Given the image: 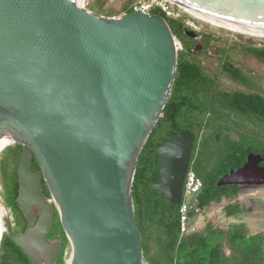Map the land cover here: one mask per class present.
Listing matches in <instances>:
<instances>
[{"label":"water","instance_id":"95a60500","mask_svg":"<svg viewBox=\"0 0 264 264\" xmlns=\"http://www.w3.org/2000/svg\"><path fill=\"white\" fill-rule=\"evenodd\" d=\"M172 1L264 32V0ZM82 4L0 0V142L22 144L18 203L27 221L13 240L32 264H56L64 246L60 235L50 239L57 209L72 246L68 264H144L131 191L175 79L174 33L159 15L103 16ZM193 141L184 131L157 147L163 181L153 188L173 204L182 202ZM256 162L250 156L219 185L244 180Z\"/></svg>","mask_w":264,"mask_h":264},{"label":"flooded vegetation","instance_id":"af4514ba","mask_svg":"<svg viewBox=\"0 0 264 264\" xmlns=\"http://www.w3.org/2000/svg\"><path fill=\"white\" fill-rule=\"evenodd\" d=\"M179 14L173 27L181 31L177 37L183 49L177 52L175 79L137 166L153 187V181H163L157 147L173 133L194 135L189 168L196 169L202 188L190 204V231L185 236L201 243L209 235L217 238L222 229L228 233L241 229V237L257 240L264 264V37L223 34L203 27L194 15ZM186 103L198 105L191 123L177 118L173 108L168 112V105ZM250 156L257 162L244 180L219 185L222 177L244 168ZM32 169L42 172L36 157ZM43 182L46 192L45 177ZM204 200L209 203L204 205ZM220 217L226 222L221 223ZM58 235L61 242L59 233L50 239L56 242ZM225 249L231 253L230 247ZM60 257L56 264H61Z\"/></svg>","mask_w":264,"mask_h":264},{"label":"trees","instance_id":"16d2710c","mask_svg":"<svg viewBox=\"0 0 264 264\" xmlns=\"http://www.w3.org/2000/svg\"><path fill=\"white\" fill-rule=\"evenodd\" d=\"M132 12L134 9L131 0H127L121 14ZM152 14L166 19L174 35L177 36L181 32L173 27L179 21L181 16L179 12L165 13L153 10ZM171 108L174 109L177 118L187 123L193 122L198 113V105L195 103L168 105V112ZM180 130L178 129L177 132ZM147 143L148 139L144 147ZM21 152L20 144L8 146L0 160L1 170L8 178L5 204L11 209L14 217L12 233L8 230L1 240L0 264H32L15 243L12 235L21 234L27 228V221L18 203L20 183L17 177V165ZM143 178L142 168L139 165L136 168L131 193L136 221L142 234L144 260L147 264H262L260 245H255L257 240L254 238L241 237L239 234L241 229H234L232 233L222 229L217 238L209 235L204 237L201 243H192L191 238L186 237V233L183 234L181 231V205L173 204L163 195L155 193L152 184ZM45 196L51 198L49 189L45 192ZM200 199L202 200V196ZM207 203L209 201L204 200L203 204ZM56 213V217L59 216V212ZM59 223L60 229L63 230L62 223L60 221ZM54 237L55 235L52 234V238ZM226 247H230V254L226 251ZM65 251L64 246L60 257L61 264H66L67 261Z\"/></svg>","mask_w":264,"mask_h":264},{"label":"rangeland","instance_id":"374dc122","mask_svg":"<svg viewBox=\"0 0 264 264\" xmlns=\"http://www.w3.org/2000/svg\"><path fill=\"white\" fill-rule=\"evenodd\" d=\"M126 1L127 0H87V7L89 9H91V11H93V12L99 14V15H103V16H119V15H121L122 7H123V5H124V3ZM196 19L205 28H209V29H212V30H218V31H220L223 34H226V33H228V34L238 33L237 31H233V30H230V29H227V28L224 29L220 25L208 22V21L200 19L198 17H196ZM245 35L252 36L254 38H258L259 37V36H254V35H251V34H245ZM259 39H263V38H259ZM12 144H10L8 146H11ZM7 147L2 148V151L0 153V160H1V157L3 156V153L5 152V149ZM1 168L2 167L0 166V194H1V197H2V205H3L4 209H5V219L7 220L6 221L7 223H9L12 220L11 222H12V224H14V219L12 217L13 215H12L11 209L5 204V200L7 199L6 190H7V185H8V183H7V179L8 178H6L4 172H2ZM52 202H54L53 199H52ZM215 213H217V210L210 211V215H213ZM219 220L221 221V223H225L226 222L223 217H220ZM59 221L61 222L60 216H57L56 217L55 227L53 229V235L56 236V234H58V233L62 234L61 242L65 245V248H66L65 257H66L67 260H70L71 255H72V246H71L70 240H69L64 228H63V230L60 229ZM223 221H225V222H223ZM7 231H8V229H7Z\"/></svg>","mask_w":264,"mask_h":264},{"label":"built area","instance_id":"2783aa9c","mask_svg":"<svg viewBox=\"0 0 264 264\" xmlns=\"http://www.w3.org/2000/svg\"><path fill=\"white\" fill-rule=\"evenodd\" d=\"M131 4L134 11L143 10L149 14H152L153 10L165 12V13L166 12L169 13L171 11H177L179 13L191 14L186 10V7L177 4L172 0H131ZM82 7L87 8V0H83ZM174 39H175L176 50L178 52L183 49V44L176 35H174ZM201 188H202V180L199 178L194 168H189L185 176L182 202L180 207V214L182 221L181 231L183 234L188 233L190 231L188 210L194 196L197 193H199ZM69 261L70 260H67L66 264H68ZM144 264L147 263L145 262Z\"/></svg>","mask_w":264,"mask_h":264},{"label":"bare ground","instance_id":"6f19581e","mask_svg":"<svg viewBox=\"0 0 264 264\" xmlns=\"http://www.w3.org/2000/svg\"><path fill=\"white\" fill-rule=\"evenodd\" d=\"M186 10L188 12H190L191 14H193L195 17H198V18L206 20L208 22L220 25L224 29L227 28V29H230V30H233V31H237V32H240V33L251 34V35L259 36V37H264V32L232 27V26H229V25H226V24L215 22V21L209 19L208 17L200 14L199 12H197L195 10H192V9H189V8H186ZM0 143H1V149H2V148L7 147L8 145L12 144V140L8 139V140L1 141ZM6 221L7 220L5 219V209H4L3 205H2V197H1V194H0V222H1V225H2V231H1V234H0V245H1L2 237L4 236L5 232L7 231L8 225H9V223L12 220L9 223H7Z\"/></svg>","mask_w":264,"mask_h":264}]
</instances>
